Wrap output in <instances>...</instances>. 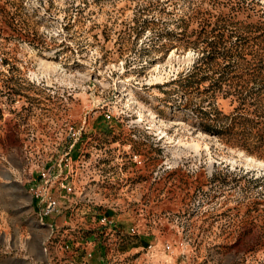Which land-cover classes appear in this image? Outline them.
Wrapping results in <instances>:
<instances>
[{"label":"rangeland","instance_id":"obj_1","mask_svg":"<svg viewBox=\"0 0 264 264\" xmlns=\"http://www.w3.org/2000/svg\"><path fill=\"white\" fill-rule=\"evenodd\" d=\"M0 57L11 264H264V0H0Z\"/></svg>","mask_w":264,"mask_h":264},{"label":"built area","instance_id":"obj_2","mask_svg":"<svg viewBox=\"0 0 264 264\" xmlns=\"http://www.w3.org/2000/svg\"><path fill=\"white\" fill-rule=\"evenodd\" d=\"M3 58L0 57V68L3 67ZM41 184L37 187L36 191L34 192L35 197L38 201V221L40 226H44L43 220L46 217H51L54 214H60L61 211V200L62 198L65 199L67 202H71L70 197L74 196L75 194V188L72 184H70L67 181L66 176L61 177V175H53L50 171L41 173ZM52 188L53 190L55 189V195L52 194ZM70 199V200H69ZM68 210H71L69 207H67ZM73 211V210H72ZM62 212V211H61ZM98 225L101 226V229L103 230L102 237L105 238L106 235L107 237L111 238L109 231L115 228V224L112 221L111 218L106 217L105 215H100L99 218L97 219ZM51 232L48 237L49 240H52L54 238L53 232L56 230V227L54 225L49 226ZM74 225H71L70 229L63 232V236L60 237V239H63L65 234H68V238L72 237V233H74ZM130 232L132 234L135 233V229L131 228ZM75 234V233H74ZM105 236V237H104ZM66 242L63 244L59 240L58 243L50 245L52 248V255L53 253L57 252H62V251H67L69 249L68 245H65ZM152 249L151 246L147 247V250ZM47 247L44 245L43 246V252L47 253ZM163 250L166 253H170L172 251V247L165 243L163 245ZM48 254V253H47ZM56 257H55V262H56ZM46 264H51V262H47Z\"/></svg>","mask_w":264,"mask_h":264},{"label":"crops","instance_id":"obj_3","mask_svg":"<svg viewBox=\"0 0 264 264\" xmlns=\"http://www.w3.org/2000/svg\"><path fill=\"white\" fill-rule=\"evenodd\" d=\"M54 218V217H53ZM48 219H50V218H48ZM62 218H60L59 219V222H58V219H56L55 218V223H56V225H58V223H60V220H61ZM52 220V219H51ZM61 256L62 257H64V254L62 253V252H57V253H53V257L55 258L56 257V260L58 261L59 259H61ZM66 256V255H65ZM173 258V255L172 254H170V256H169V259L171 260ZM51 259L52 258H49V262H51ZM91 260H93V259H91ZM90 260V261H91ZM18 261H19V263H21L22 261H24V259L23 258H21V257H19L18 258ZM73 262H75V260H73ZM92 263V262H91ZM0 264H11V258H10V254L9 253H7V252H5L4 251V249L2 248V250L0 249ZM59 264H62L61 262L59 263ZM90 264V263H89Z\"/></svg>","mask_w":264,"mask_h":264},{"label":"bare ground","instance_id":"obj_4","mask_svg":"<svg viewBox=\"0 0 264 264\" xmlns=\"http://www.w3.org/2000/svg\"><path fill=\"white\" fill-rule=\"evenodd\" d=\"M250 160L253 161L254 159L251 158Z\"/></svg>","mask_w":264,"mask_h":264}]
</instances>
